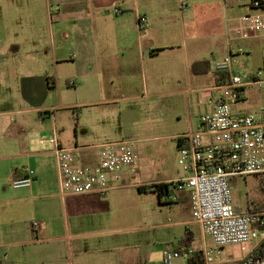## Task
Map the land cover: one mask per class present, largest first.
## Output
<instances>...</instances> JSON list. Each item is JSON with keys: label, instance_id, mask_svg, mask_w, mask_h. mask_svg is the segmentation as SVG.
Masks as SVG:
<instances>
[{"label": "crops", "instance_id": "1", "mask_svg": "<svg viewBox=\"0 0 264 264\" xmlns=\"http://www.w3.org/2000/svg\"><path fill=\"white\" fill-rule=\"evenodd\" d=\"M248 4L245 0H0V264H157L164 251L175 252L179 257L175 264L199 262L198 248L207 245V236L192 219L189 192L169 187L158 195L147 189L182 178L185 173L179 167L142 171L143 155L136 149L138 158L122 173L121 188L104 197L60 195L50 139L63 148H78L82 163L94 165L97 146L103 142L86 143L98 139L100 132L92 117L88 123H78L82 118L78 109L98 105L106 109L103 115L109 111L105 107L120 98L63 101L58 67L72 66L69 78L77 89L96 78L99 91L105 90L106 82L114 88L113 78L123 69L135 74L130 80L149 88V59L181 49L184 81H179L177 72H168L176 82L169 94H206L207 101L195 114L186 111L182 132L159 137L176 141V158L178 136L194 131L199 116L210 109L215 69L200 48L231 55L233 68L244 80L255 71L243 69L242 56L259 47L256 71L262 66L264 38L242 39L247 27L240 18L254 13ZM141 16L146 20L143 31ZM225 18L234 24V38L226 37ZM123 59L127 68L122 69ZM138 60L142 63L137 69ZM24 172L30 175V185L13 189L11 181ZM179 250L193 253L182 257Z\"/></svg>", "mask_w": 264, "mask_h": 264}, {"label": "built area", "instance_id": "2", "mask_svg": "<svg viewBox=\"0 0 264 264\" xmlns=\"http://www.w3.org/2000/svg\"><path fill=\"white\" fill-rule=\"evenodd\" d=\"M185 5V4H184ZM252 14L243 15L241 24L249 32L264 33V2L251 0ZM119 13L118 9L114 10ZM139 27L146 26L144 16ZM248 36L242 35L243 39ZM215 84L209 100V111L199 116L198 126L178 136L176 163L185 175L170 183L173 190H187L191 216L211 246L198 248L197 264H212L213 249L242 246L256 241L249 254L239 264H264V211L237 212L233 207L230 179L264 175V107L254 112H237L245 89H264V60L249 80H244L232 66V56L214 64ZM78 113L73 111V118ZM55 154L60 195L96 194L106 196L122 187V173L137 159L134 143L106 142L97 146L96 163L84 165L78 148L60 147L55 138L49 141ZM133 171V170H131ZM31 178L27 172L11 181L13 189L26 188ZM38 223L34 221L32 228ZM180 251V256L192 250ZM182 252V253H181ZM175 252L164 251L157 264H172Z\"/></svg>", "mask_w": 264, "mask_h": 264}, {"label": "rangeland", "instance_id": "3", "mask_svg": "<svg viewBox=\"0 0 264 264\" xmlns=\"http://www.w3.org/2000/svg\"><path fill=\"white\" fill-rule=\"evenodd\" d=\"M245 1L249 2V4L251 2V0ZM245 7H240L242 12L245 11ZM223 20H226L225 22L223 21L226 37L234 38V34L231 31L234 24L226 18ZM141 30L143 31V28ZM228 30L230 31L228 32ZM242 32H245L248 36L246 39L242 38L243 40L264 38V33L248 32L245 27L242 29ZM239 36L241 37V34ZM231 49L233 51L237 48L232 44ZM152 51L156 52L157 50L153 49ZM199 52L213 66L216 62L229 56L228 54L223 56L224 53L218 52L217 49H211L208 46H203ZM238 56L241 57L242 55ZM184 58L182 57L181 49H174L172 51H164L159 53L158 57L149 59V88H143L140 80L138 82L130 80L133 72L129 69H123L127 68L123 59L122 72L117 73L113 78L115 79L114 88L109 82H106L104 86L105 90L101 91L98 90V78L89 82L85 80L82 82L84 85L77 89V86H73L74 80L71 81L70 79L72 78H69L73 74L72 66L69 64L59 65L60 84L63 87L61 93L63 101L75 104L97 101L110 96L120 98L114 105L105 107L110 112L108 111L103 115L101 113L106 109L98 105L85 108L80 107L78 109L82 118L76 121L78 123L82 121L88 123L90 121L89 118L92 117L93 121L98 125V132H100L96 136L98 139L90 140L86 143L134 142L135 151L137 149L138 154L140 155L141 153L143 155L140 157L141 161L139 159L142 171H145L146 168H149V170H159L160 167H166L169 171L177 168L175 158L176 141L159 137L176 135L182 132L186 126V111L189 113V109H191L192 114H195L198 107L207 101L206 94H188L186 97H176L169 94L175 87L176 82L168 78L167 73L177 72L179 81L183 82ZM241 60L245 65L243 69L247 73L256 72V68L260 64L259 47L253 49L250 55L242 56ZM141 63L138 60L135 67L137 69L140 68ZM203 78L207 79V77ZM100 83L99 85L102 86V82ZM130 83H134V85L131 86ZM244 98V101L236 107L237 111L254 112L264 107V89L254 86L248 87L245 89ZM63 122L68 126L71 125L68 119H64ZM72 130L71 128V132ZM135 153L137 156V151ZM230 188L233 207L237 212L264 211V175L231 178ZM255 245L256 241L242 246L213 249L215 258L212 264H238L243 255L247 254ZM207 246H211V241L208 237ZM177 259L179 257L174 256L172 264H175Z\"/></svg>", "mask_w": 264, "mask_h": 264}, {"label": "trees", "instance_id": "4", "mask_svg": "<svg viewBox=\"0 0 264 264\" xmlns=\"http://www.w3.org/2000/svg\"><path fill=\"white\" fill-rule=\"evenodd\" d=\"M171 184H159V185H153L150 186L149 189H152L155 193H157L158 195H160L163 191H167V188L171 187ZM139 192H145L146 190L144 188H138L137 189ZM200 257V255H199Z\"/></svg>", "mask_w": 264, "mask_h": 264}]
</instances>
